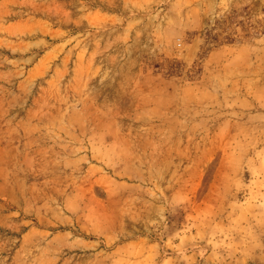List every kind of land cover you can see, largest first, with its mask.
Instances as JSON below:
<instances>
[{"label":"rangeland","instance_id":"374dc122","mask_svg":"<svg viewBox=\"0 0 264 264\" xmlns=\"http://www.w3.org/2000/svg\"><path fill=\"white\" fill-rule=\"evenodd\" d=\"M0 264H264V0H0Z\"/></svg>","mask_w":264,"mask_h":264}]
</instances>
